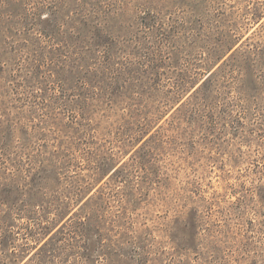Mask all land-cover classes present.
I'll use <instances>...</instances> for the list:
<instances>
[{"label":"rangeland","instance_id":"obj_1","mask_svg":"<svg viewBox=\"0 0 264 264\" xmlns=\"http://www.w3.org/2000/svg\"><path fill=\"white\" fill-rule=\"evenodd\" d=\"M0 264H264V0H0Z\"/></svg>","mask_w":264,"mask_h":264}]
</instances>
